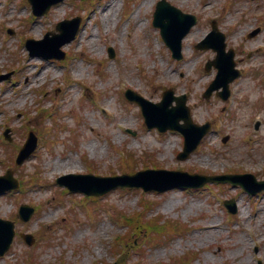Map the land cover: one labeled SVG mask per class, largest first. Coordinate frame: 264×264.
<instances>
[{
  "label": "rangeland",
  "instance_id": "374dc122",
  "mask_svg": "<svg viewBox=\"0 0 264 264\" xmlns=\"http://www.w3.org/2000/svg\"><path fill=\"white\" fill-rule=\"evenodd\" d=\"M83 1L63 0L28 21L26 0H0V75H9L0 80V175L10 168L20 183L16 191L0 195V217L15 221L16 232L0 264H113L119 252L125 254L120 264H187L181 259L192 264H264V191L248 195L238 186L220 183L164 193L114 189L92 202L80 193H62L55 182L64 174H131L152 165L216 175L236 171L264 179V0H168L198 18L182 41L180 61L172 59L151 25L158 0ZM110 4L114 9L109 12ZM75 16L82 19L80 30L61 47L63 60L29 56L26 39L40 40L57 22ZM212 20L242 70L225 101L214 93L209 100L202 98L216 73L205 72L204 64L215 53L194 45L211 30ZM258 26L259 34L248 39ZM109 47L114 58L108 56ZM125 88L152 102H159L167 88L174 95L185 94L193 121H210L211 130L179 161L182 138L176 132L147 130L139 107L123 98ZM251 89L256 92L252 103ZM256 115L260 126L254 131ZM29 131L42 139L15 165L13 152ZM121 152L136 157L125 159ZM55 162L68 168L51 173L47 168ZM35 176L42 186L32 183ZM226 199L234 200V215L227 214ZM142 202L153 208L149 216L177 221L182 230L150 246L133 236L128 239L133 244L116 247L114 237L127 231L118 217L144 215ZM21 204L35 208L27 223L16 215ZM21 232L35 236V243L27 246Z\"/></svg>",
  "mask_w": 264,
  "mask_h": 264
},
{
  "label": "water",
  "instance_id": "95a60500",
  "mask_svg": "<svg viewBox=\"0 0 264 264\" xmlns=\"http://www.w3.org/2000/svg\"><path fill=\"white\" fill-rule=\"evenodd\" d=\"M33 6V11L35 14L40 15L43 14L48 10V8L55 2H58L60 0H46L41 7H39L40 0H29ZM74 23V28L70 32V34L65 38L62 39L56 47L58 48L61 44L71 40L79 25V21H73V22H62L58 25V29L63 28V26ZM195 23V18L192 16H187L181 14L178 10L171 7L169 4H167L165 1H161L157 5V10L154 14V25L161 28V33L166 41V43L170 46V48L173 50L176 57L180 58V40L183 38V36L188 32L190 27ZM210 37H219L218 43H208L203 41L202 44H200L201 47H212L217 51V58L213 62V64L218 67L219 73L212 84V86L208 89L206 95H209L210 92L217 88L219 85H222L225 87L233 80L237 75L238 71L233 69L234 63H233V52L230 51L228 53H224V43L223 39L224 37L219 34H215L212 32L210 34ZM45 40H48V36H45ZM29 48H31V44L34 42H29ZM41 43V42H40ZM127 96L131 100H135L138 103H140L143 106V112L146 117V124L149 127L157 126L162 131L166 130L167 128L177 129L181 131L185 135V148L184 152L179 155L180 158L186 157L199 143L200 139L204 135L206 128H197L194 125L191 124L188 111L184 108V100L180 99L178 100V106L172 110H168V106L171 103V98L168 97L166 94L164 95L163 101L160 104L152 105V108L149 107V105L142 100L140 97L134 95L132 92L127 93ZM179 113V119H182L185 124L184 125H178L177 122L179 119L175 121V119H162L161 117H166L168 114H176ZM156 113L160 116L158 119L153 120L155 118L154 115ZM175 121V122H174ZM34 145L30 148L25 147L19 158V162H21L26 156L30 154V152L33 150ZM145 175H152V176H162L163 179H143V180H137L138 177H142ZM74 176H68L63 177L58 180L59 183L66 185L71 190H81L85 192L86 194H96L100 195L104 192L109 191L110 189H113L117 186H129V187H142L144 190H156V191H163L171 187L175 186H184V187H199L202 186L206 181H227L231 182L233 184H239L241 185L246 191L249 193H256L257 191H260L264 189V181L262 182H256L254 181V178L250 175H243V176H224V177H199V176H188L183 173H174V172H166V171H146L138 173L135 176L127 177H115V178H93L90 176H75L78 179L81 180H93L103 183H108L107 186H105L103 189L96 191L95 188H87V187H75L72 186L70 183L66 182L67 178H70ZM165 178H197L200 180V183L198 184H190L187 182L182 181H170L165 180ZM130 179H134L132 182L128 181ZM243 179H252L253 186L251 187L250 184ZM0 181H7V185H0V192L7 190V189H13L17 187L16 182L11 181V175L8 174L7 178H0ZM168 182V183H165ZM229 209H232L234 212V206L230 205L229 203H226ZM33 210L28 209L27 207L23 206L20 209V217L22 220L27 221ZM12 224L10 222H5L0 220V255H2L7 248L10 245V242L12 240L13 231H12ZM29 239L28 237H26Z\"/></svg>",
  "mask_w": 264,
  "mask_h": 264
},
{
  "label": "bare ground",
  "instance_id": "6f19581e",
  "mask_svg": "<svg viewBox=\"0 0 264 264\" xmlns=\"http://www.w3.org/2000/svg\"><path fill=\"white\" fill-rule=\"evenodd\" d=\"M114 9V5L110 4L107 8L106 11H112ZM63 168H68V166L63 165L61 162H55L53 163V165L51 167H48V171H50L51 173H54L56 171H62L64 170ZM210 229V227L208 226V230Z\"/></svg>",
  "mask_w": 264,
  "mask_h": 264
},
{
  "label": "trees",
  "instance_id": "16d2710c",
  "mask_svg": "<svg viewBox=\"0 0 264 264\" xmlns=\"http://www.w3.org/2000/svg\"><path fill=\"white\" fill-rule=\"evenodd\" d=\"M137 233L140 235L142 234V228H138Z\"/></svg>",
  "mask_w": 264,
  "mask_h": 264
}]
</instances>
